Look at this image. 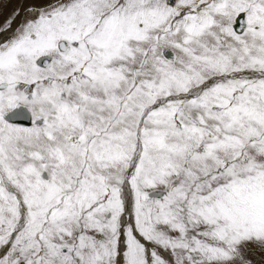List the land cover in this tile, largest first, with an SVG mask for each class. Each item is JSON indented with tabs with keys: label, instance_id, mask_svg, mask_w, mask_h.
<instances>
[{
	"label": "snow or ice",
	"instance_id": "snow-or-ice-1",
	"mask_svg": "<svg viewBox=\"0 0 264 264\" xmlns=\"http://www.w3.org/2000/svg\"><path fill=\"white\" fill-rule=\"evenodd\" d=\"M0 264H264V0H0Z\"/></svg>",
	"mask_w": 264,
	"mask_h": 264
}]
</instances>
